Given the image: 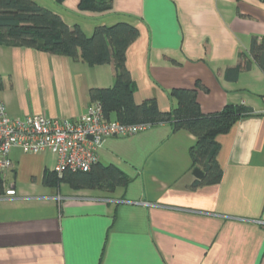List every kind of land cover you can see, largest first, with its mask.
I'll return each mask as SVG.
<instances>
[{"label": "crops", "instance_id": "obj_1", "mask_svg": "<svg viewBox=\"0 0 264 264\" xmlns=\"http://www.w3.org/2000/svg\"><path fill=\"white\" fill-rule=\"evenodd\" d=\"M35 1L88 35L117 22L139 29L127 50L136 103L170 111L172 88H195L204 113L229 104L251 112L216 138L217 184H194L197 137L169 123L107 139L98 162L130 179L113 190L48 184L56 156L13 147L1 174L0 264H264V68L250 54L264 39V0H113L105 12ZM246 62L237 80L226 77ZM115 75L110 63L0 44V102L13 118L77 119L90 90L112 87Z\"/></svg>", "mask_w": 264, "mask_h": 264}, {"label": "trees", "instance_id": "obj_2", "mask_svg": "<svg viewBox=\"0 0 264 264\" xmlns=\"http://www.w3.org/2000/svg\"><path fill=\"white\" fill-rule=\"evenodd\" d=\"M64 0H57L63 3ZM113 8V0H80L81 11L105 12ZM139 29L128 22L99 25L88 35L78 25L71 27L53 10L35 0H0V44H19L66 55L74 60H83L94 66L113 64L116 70L112 87L92 88L91 102L100 101L105 117L125 123L145 122L153 125L169 123L174 131L185 129L197 137L190 149L193 167L204 171L203 177L194 184H217L223 177L218 162L220 134L228 133L232 126L251 112L246 105H226L214 113H204L195 88H172L170 96L177 105L170 111H161L157 100L149 99L136 103V84L127 66V50L138 38ZM250 54L264 68V39H254ZM240 63L227 70L226 77L237 80L243 68ZM3 83L0 78V89ZM129 177L116 165L96 162L88 171H65L61 176L51 172L46 183H68L75 189H108L127 185ZM3 177L0 173V190Z\"/></svg>", "mask_w": 264, "mask_h": 264}, {"label": "built area", "instance_id": "obj_3", "mask_svg": "<svg viewBox=\"0 0 264 264\" xmlns=\"http://www.w3.org/2000/svg\"><path fill=\"white\" fill-rule=\"evenodd\" d=\"M150 127L151 124L145 122L125 123L106 118L100 101L92 102L87 111L74 120L43 114L13 118L0 102V173L12 167L13 147L26 152L51 151L56 156L54 172L60 176L68 170L88 171L98 162V152L108 138L133 136ZM15 194L13 187L6 190V195Z\"/></svg>", "mask_w": 264, "mask_h": 264}, {"label": "water", "instance_id": "obj_4", "mask_svg": "<svg viewBox=\"0 0 264 264\" xmlns=\"http://www.w3.org/2000/svg\"><path fill=\"white\" fill-rule=\"evenodd\" d=\"M194 174H195L197 177L201 178V177H203V175H204V171H203L200 167H196V168L194 169Z\"/></svg>", "mask_w": 264, "mask_h": 264}]
</instances>
